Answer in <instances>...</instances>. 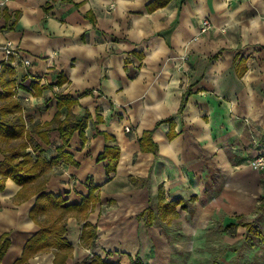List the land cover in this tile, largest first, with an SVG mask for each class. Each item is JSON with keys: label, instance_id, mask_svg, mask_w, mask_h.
Segmentation results:
<instances>
[{"label": "crops", "instance_id": "0c3cea01", "mask_svg": "<svg viewBox=\"0 0 264 264\" xmlns=\"http://www.w3.org/2000/svg\"><path fill=\"white\" fill-rule=\"evenodd\" d=\"M204 17L228 33L204 45L195 38ZM7 43L32 61L9 63L21 110L7 119L22 117L28 133L0 140V162L24 141L51 167L43 191L64 206L96 188L85 214L63 217L72 246L63 264H202L213 221L226 234L244 226L264 240L253 221H240L264 194V170L247 163L264 154V0H0V71ZM57 113L60 121L87 116L84 134L64 143ZM147 131L155 149L144 148ZM60 146L76 163H52ZM43 178L21 194L12 178L0 190V264H55V247L22 261L51 218L31 215ZM162 202L176 203L175 213L160 211ZM230 244L220 264H263L264 256L237 263Z\"/></svg>", "mask_w": 264, "mask_h": 264}, {"label": "trees", "instance_id": "16d2710c", "mask_svg": "<svg viewBox=\"0 0 264 264\" xmlns=\"http://www.w3.org/2000/svg\"><path fill=\"white\" fill-rule=\"evenodd\" d=\"M0 72V82L2 81L4 85V91L0 93V100L4 102L7 101V103L1 108V114L3 116L0 118V140H7L8 142H11L16 139L24 138L28 133V130L26 122L23 121L22 117L18 116L12 120L7 119L8 114L20 111L21 107L15 99L14 89L17 87V82L14 78H12L15 73L14 69L9 66V62L4 60L1 64ZM66 102L73 104L75 100L71 99L70 101H65L64 103ZM59 103L63 104V101L59 100ZM53 121L57 122V128L61 132L64 143H68L74 131L79 130L81 135L84 134V130L87 125V116L79 115L75 120L60 121L59 113H57ZM141 140L144 142L143 145L145 142L148 143V147L144 145V148H148L150 150L155 149L156 144L151 139V131H147ZM27 146V142H21L17 149L12 148L10 153L6 155L5 159L0 162V190L4 189L6 180L8 178H12L18 184L23 186L22 190L19 192V194H21L32 182L38 180L42 176L44 177L43 180L37 184L34 190V194H39V196L31 215L32 217L37 218V213L43 212L50 214L51 218L47 220L42 225L39 232L28 241L22 261L39 250L55 247L58 249L56 251L55 264H63L67 257V252L72 248L71 244L64 237L66 227L63 217L72 212L85 214L98 199L95 194L96 188L91 186L89 195L84 197L80 204L64 206V200L60 196H55L53 193H45L43 191L45 189L46 179L51 172V167L39 158L33 161L32 155L25 152ZM59 148V155L57 158L53 159L52 163H57L59 160L63 159L68 162H75L70 154L63 151V146H60ZM106 149L111 151L110 147H106ZM20 156H22L21 160ZM67 156L69 158H67ZM105 156L106 155H102L101 158H104ZM117 157L118 148L115 149L114 154V158L116 159ZM111 159H113V157H111ZM114 164L115 163L108 167L109 171L115 168ZM167 206H169V208L165 209ZM175 206L176 203L162 202L159 205V209L162 212L167 210L166 212L174 214ZM145 213L150 216L152 211L148 209ZM87 225L89 228L84 229L82 238L86 241H90L95 233L90 225ZM6 248L7 241H4L3 245L0 244V258ZM84 264L118 263L97 259L96 261L85 262Z\"/></svg>", "mask_w": 264, "mask_h": 264}, {"label": "rangeland", "instance_id": "374dc122", "mask_svg": "<svg viewBox=\"0 0 264 264\" xmlns=\"http://www.w3.org/2000/svg\"><path fill=\"white\" fill-rule=\"evenodd\" d=\"M209 17H204V19ZM202 19L201 22L204 20ZM211 19V18H210ZM219 33H228L226 28H216L214 22L211 20L209 27L202 31V26L200 23L198 34L195 38H199L203 41L204 45L214 43L215 35ZM2 101L0 100V118H2L1 108ZM24 142V141H23ZM33 157V156H32ZM249 159H255L257 156H250ZM36 159L33 157V161ZM247 161V160H246ZM248 163V161H247ZM249 164V163H248ZM264 170V166L260 168ZM16 182V181H15ZM17 183V182H16ZM262 187L264 193V178L262 179ZM264 200V194L259 198V202L256 207L248 211L245 220L240 221H253L256 226L257 231L264 234V212L259 208L261 202ZM223 216V213L220 214ZM218 217V216H217ZM224 217V216H223ZM223 225L222 221H213L207 229L206 236H204V249H206L205 254L202 258V264H220V261H223L226 257L229 256L227 253L230 249L233 250L231 242L235 243V248L238 251L237 254V263H240L244 258H251L254 262L256 259H260V256H264V240L260 236H252V234L247 230L246 227H238L235 235H229L220 230V227ZM247 233V238L242 235ZM249 235V237H248ZM211 250H214L212 252ZM211 251V252H210ZM236 258L233 257L228 261H235ZM264 260V259H262ZM260 264V262L258 263ZM264 264V262H263Z\"/></svg>", "mask_w": 264, "mask_h": 264}, {"label": "built area", "instance_id": "2783aa9c", "mask_svg": "<svg viewBox=\"0 0 264 264\" xmlns=\"http://www.w3.org/2000/svg\"><path fill=\"white\" fill-rule=\"evenodd\" d=\"M211 24V19L206 18L201 22L202 31H205L207 27ZM4 52L5 58L4 60L7 62H11L14 65L23 64L25 66L31 65L32 61L30 58L24 56L22 52L19 50L16 45L13 43H7L1 46ZM14 59V60H13ZM125 130L130 132L133 130L130 126H125ZM248 163L252 165L256 169H260L264 166V154L258 153L257 157L253 159H248Z\"/></svg>", "mask_w": 264, "mask_h": 264}]
</instances>
